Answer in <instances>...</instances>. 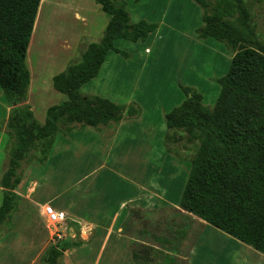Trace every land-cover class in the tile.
Returning <instances> with one entry per match:
<instances>
[{
	"label": "trees",
	"instance_id": "1",
	"mask_svg": "<svg viewBox=\"0 0 264 264\" xmlns=\"http://www.w3.org/2000/svg\"><path fill=\"white\" fill-rule=\"evenodd\" d=\"M194 1L204 9L199 37L223 42L234 55L227 73L218 79L219 95L212 108L203 105L200 93L184 88L186 99L167 114L169 129L184 130L197 143L178 206L264 254V46H246L250 32L229 20L235 9L247 20L243 0H215L211 12L206 0ZM39 2L0 0V89L10 107L6 128L16 140L5 146L8 165L0 178V224L18 206L20 160L43 146L38 158L43 162L59 123L68 132L76 124H116L125 110L129 116L137 113L134 106L83 96L79 90L98 74L109 51L126 54L114 47L115 40H143L156 28L145 20L130 23L124 0H95L108 15V23L98 42H89L78 61L52 77L53 88L66 99L50 106L40 124L26 103L29 71L25 64ZM78 245V241L51 245L41 261L63 264V251ZM149 256L148 247L132 253L135 261L174 264L173 258L163 256L157 263Z\"/></svg>",
	"mask_w": 264,
	"mask_h": 264
},
{
	"label": "rangeland",
	"instance_id": "2",
	"mask_svg": "<svg viewBox=\"0 0 264 264\" xmlns=\"http://www.w3.org/2000/svg\"><path fill=\"white\" fill-rule=\"evenodd\" d=\"M41 1L44 5L38 8L36 21L37 27L35 26L36 29L33 30L30 48L36 45L42 48V52L35 55L32 53L33 49L31 52L29 49V51H27L26 64L35 65L38 63L39 66L43 64L48 68L51 66V61L53 59V53L50 47L54 43L56 35L59 34L60 30L65 28V24L61 20H57L56 25L51 28L50 33L48 22L45 27L46 13L48 16L50 8L48 7L49 5H45L47 0ZM66 1L73 4L75 0ZM206 1L208 3V11H213L215 0ZM243 7L248 12V18L245 22L243 21L242 12L237 9L234 10L233 15L229 17V20L236 23V25H238L241 29H245L250 32V42L247 43L246 46L255 48L264 46V0H243ZM126 9L132 21L137 19H147L149 21H153L159 17L160 21L163 20L164 25L160 29V42L156 45L157 47L153 48L151 55L152 59L148 61L145 69L142 70L143 67L139 61L140 53L138 51L134 52L133 49V46L140 43L119 41L116 43L117 46L122 47L123 51H127L130 54L127 57L128 61H126L127 58L124 56L125 54L120 55L121 57H119L118 62H113L114 60L111 59L110 69L107 71V67L104 65L95 81L83 84L80 87L79 92L83 96H88L89 93H98V95L112 101H117L126 107L134 106L136 108L135 105L137 102L144 104L146 119L151 120L155 117V108L156 106H160L161 101L169 107L181 98L186 97L184 93L181 94L180 98L174 92H169L170 84L163 87L164 81H169L173 84V80L178 78L180 65L174 62L175 58L177 56L187 54L192 63L188 69L192 70L193 67H196L197 72H199L202 69H207L206 64L211 63L210 56L214 52L210 51V45L209 43H206V40H210V38H196L193 43L191 41L192 36H194L195 27H197L198 23L201 24V18L199 17L198 10H203L201 6L193 0H140L138 4H136L134 0H127ZM64 12L65 11L60 7H57L56 10H52L53 16L56 14L58 19L59 17L61 18L62 14H65ZM171 23L174 24L173 26L171 25V27H174V30H171L170 26L166 27V25H170ZM190 35L191 38H189ZM212 44L216 49L217 46H222L228 52H232V50L223 42L212 40ZM143 56H146L144 52ZM158 56H160V60ZM194 60L196 61L195 64H193ZM230 62L231 61H229L227 68H223V71L226 69L225 73H227L229 69ZM120 63L122 64L120 65ZM173 66H178L177 72L174 70ZM58 67L59 66H54L52 69ZM123 67H126L125 70H123ZM140 72L143 73L138 76ZM183 72L184 69L181 71V75H183ZM42 74L41 78L47 80H43L44 84L39 89L38 87L41 84L38 81V78H32L33 86L37 92L33 94L31 91L32 93L30 94L29 102H31L30 104L36 108V111H39L42 107L48 105L44 115V118H46L47 109L52 105H56V99H59L60 95H62L65 100L66 96L59 93V91L57 92L55 89H53V91L56 93H52L49 87L48 77H45L47 74ZM158 78H160L161 83L160 94L159 88L155 82ZM201 89L203 91L202 95L204 97V104L207 107L212 108L219 95V84L216 83V85H212L210 88ZM39 90H42V92L39 93ZM128 98H130L133 103L127 104L126 101ZM61 102L62 100H60L59 103ZM7 105L6 99L0 89V132L2 131L5 134L4 142L2 146L0 145V172H4L8 165L5 146L8 145V143L14 145L16 141L8 133L9 130L6 128L8 116H6L5 108ZM126 116L129 115L126 114L125 110L122 118ZM144 126L146 125L134 123L125 124V126L119 130V136L114 148L112 149L110 159L104 161V156H100L101 154L99 151L87 158V160H85V164H77L74 159L71 163L73 167L69 170L68 174L65 173V179L70 178L69 184H71L76 177L82 175L85 171L92 169V167L97 165L98 162L104 161L102 163L106 164V168L99 177L100 182L97 185L96 190L101 191L102 193L108 191L114 200L118 195L120 196L130 192L128 188L124 187V184L116 177L118 172L122 176L127 177L129 176V173H132L133 179H136L139 182L141 179L142 181H146L148 179H156V176L160 177L159 174H156L157 172L155 170L160 167V162L153 160V158L156 155H160L161 130L160 127H155L152 130L153 135H149L147 130H143ZM66 133L65 125L63 123H59L58 131L54 135L53 141H58V145L59 142L62 144L61 136L66 135ZM153 138L155 141L151 144L152 147L150 148L149 141ZM166 143V153L173 152L180 155L185 154V165L189 169L191 159L193 158L197 148L196 141L192 142L189 140L188 134L184 130L170 129L168 137L166 138ZM120 146H122V148ZM42 149L43 146L35 147L31 149L22 160H20L19 170L25 183H23V187L22 185L19 186L18 191L23 194L24 197H22L18 192L19 201L16 211L9 217H6L0 224V264H43L41 257L49 246L53 245L57 247L59 244H69L76 240L86 242L87 245L84 246L85 248L83 249L71 247L64 250L61 258L62 263L95 264L97 256L92 255L91 252L90 254L88 253L91 250L89 249V246H91L90 244L93 241L94 232L88 228H81L80 225L71 219L69 215H63L62 213L63 217L58 221L49 222L44 213V209L48 206V204L45 202L46 200L42 199L45 196L43 186H36L32 191L25 188L27 185L29 186V181L33 177L40 181V179H44L46 177L45 173L47 170L50 169L54 171L56 167H59L61 164V159L64 157L62 150L60 151L59 157L53 153L51 161L48 165H44V167H42L39 164L40 161H38V158L42 157ZM150 149L153 150L154 154L150 152ZM131 151L132 155H134L132 167L125 165L123 162H121L119 166L115 164V155L119 156L124 152L129 153ZM71 159L73 158L70 157L65 160L69 161ZM147 163H149V167L147 166ZM169 163L170 162L168 161L165 162V166H170ZM146 167H148L147 171H145ZM97 176H99V174ZM162 177L165 176L162 175ZM186 179L187 177L184 178L183 182L179 185L178 190L160 191L155 193H160V198H164L165 196L166 198L175 197L179 199L184 189ZM61 183L62 182L56 183V185L58 186ZM151 194H153V192H150V195ZM72 195L75 197V188H72V191L67 194V196ZM2 196L3 190L1 188L0 204ZM31 199H33V201H31ZM38 201H42L43 203L42 211L44 214L42 213V215H39L38 212ZM161 211L162 210H160V212ZM163 211L164 213L159 214L163 227L160 234L166 238H170L174 234L172 231L173 228L171 227L172 221L177 219L178 222H181L183 214H178L174 210L167 208ZM188 223L190 226L192 225L193 228H191V232L188 233L187 241L185 243H183V241L181 242L179 254H177L176 249L170 247L169 245L170 248H166L164 250L168 253L164 252L163 254L162 251L157 250L155 254H150V260L152 262L160 263L163 256H166L173 258L174 264H264V260L259 258L258 255H253L252 251H247V247H245V245H243L244 247H239V249H237L233 243V240L235 239L225 233H221V231L215 227L208 224V227L204 229L203 225H193L191 222ZM186 227L187 224L183 226L184 233ZM200 234L202 235V238L200 241H197V250L193 255L189 256L190 261L188 260L187 262H184L183 257L188 254L189 248L194 245L195 240L198 239ZM108 260V254H105L101 257V261L97 264H107ZM119 264L129 263H126L125 260H119ZM131 264L135 263L132 262Z\"/></svg>",
	"mask_w": 264,
	"mask_h": 264
},
{
	"label": "crops",
	"instance_id": "3",
	"mask_svg": "<svg viewBox=\"0 0 264 264\" xmlns=\"http://www.w3.org/2000/svg\"><path fill=\"white\" fill-rule=\"evenodd\" d=\"M124 1L127 6V0ZM134 1L136 4H138L140 0ZM47 3H49L50 12L48 16L46 13L45 26L48 22L50 33L51 28L56 25L57 20H61L65 24V28L63 30H60L59 34L56 35L55 41L50 47L53 53V59L51 61L50 67L47 68V66H44L43 64L39 66L38 63H36L35 65H27L25 56V64L29 71V84L26 92V103L28 104L31 103L29 102L30 94L32 92L33 94L37 92V90H35V87L33 86L32 78H38V81L41 84L38 87L39 89L44 84L43 80H47L41 78V76L43 75L42 73H46L47 75H45V77H48L49 87L52 93H56L53 91L54 88L52 85V77L55 74L62 72L70 63L78 61L89 42H98L108 23V15L101 10L100 5L96 3L95 0H75L73 4L68 3L66 0H47ZM57 7H60L65 11V14H62L61 18L59 17V19L56 14L53 16L52 13V10H56ZM198 11L199 17L201 18V24L198 23L197 27H195L194 36H192V38L191 35L189 36L192 43L195 42L196 38L205 39L199 37V31L204 26V23L202 21L204 9ZM36 18L37 13L35 20ZM129 19L130 23H135L139 20H145L156 25V28L151 31L145 39L136 41L140 44L133 46L134 52L138 51L140 53L139 61L142 64V70H144L148 61L152 59L151 55L153 48L157 47L156 45H158L160 42V29L161 27H163L164 22L163 20L160 21V17L153 21H149L147 19H137L132 21L129 15ZM171 25L173 26L174 24L171 23L170 25H166V27H171ZM33 29L27 47L28 51L31 46ZM171 30H174V27H171ZM210 40H206V43H209L210 51L214 53H212V55L210 56V65L206 64L207 69H202L199 72H197L196 67H193L192 70L188 69L192 64L190 57L187 54L177 56L174 62L180 65L179 75L177 73L178 78L173 80V84H171L169 81H164L163 87L168 86L167 84H170L169 92L172 91L181 98L182 93H184L187 97V94L184 92V88L196 91L197 93H200L202 95L203 91L201 88L206 89L210 88L212 85H216V83H218V79L226 74V69H224L223 71V68H227L229 61H231L234 55V52H228L222 46H217L216 49L212 44V40L214 39L210 38ZM119 41L129 40L117 39L114 41V47L119 51L125 52L123 51L122 47L117 46L116 43H118ZM32 49V53H34L35 55H38L42 52V48L36 45L31 48V51ZM143 52L146 54V56H143ZM125 53L126 54L124 56L127 58L130 54L127 51ZM120 55L123 54H120L119 52L113 50L109 51L100 67L99 72L101 71V68L104 67V65H106L108 71L111 64L110 60L113 59V62H118L119 57H121ZM158 58L160 60V56H158ZM126 61H128V58L126 59ZM195 63L196 61L194 60L193 64ZM121 64L122 63H120V65ZM54 66L59 67L52 69V67ZM173 67L177 72L178 66ZM125 68L123 67V70H125ZM183 69L184 72L183 75H181V71H183ZM99 72L88 82L90 83L91 81H95L96 77L99 75ZM142 73L143 72H140L138 76H140ZM155 82L157 87L159 88L160 94V78L155 80ZM41 92L42 90H39V93ZM88 96H97L100 98H104L98 95V93H89ZM186 97L181 98L169 107H167L166 104L161 101L160 106H156L155 108V117L151 120L146 119L144 104L137 102L135 105L137 113L135 115L122 118L119 123L110 126L100 125L99 127H93L89 125L74 126L70 131L66 133V135L61 136L62 144L59 142L58 145V141L56 142L55 140L49 153L47 154L46 159L43 162H39L42 167H44V165H48V163L51 161L53 153H55V155L59 157L60 151L62 150V152L64 153V157L63 159H61V164L59 165V167H56L54 171L50 169L47 170L45 173L46 177L44 179H40V181L37 178L33 177L29 181V186L27 185L25 187L32 191L34 187L42 185L45 192V196L42 199L46 200L45 202L49 206H51L55 212L62 213L63 215H69L71 219H73L78 225H80L81 228H88L91 229L92 232H94L93 241L90 244L91 246L88 245L89 249H91L88 253L90 254L91 252L92 255L97 256L95 264L99 263L101 261V257L105 254H108L109 257L107 264H119V260H125V262L129 264H131L132 262H134L135 264H149L147 261L144 262L142 259H140L139 261H135L132 258L133 251H139V249H141L142 247H148L149 254H155L157 250L162 251L164 254V252L168 253L164 251L166 248L173 247L174 249H176L177 254H179L181 242L183 241V243H185L187 241L188 233L191 232V228H193V226H190L188 222H191L193 225H203L204 229L208 227V223H206L204 220L182 210L178 206L180 198H166L165 196L164 198H160V193H155L160 191L178 190L179 185L183 182L184 178L188 177L189 174L190 167L188 169V167H186L185 165V154L180 155L173 152H165V144H167L166 138L168 137V133L170 132V129L167 127V114L174 107L179 106L186 99ZM130 98L127 99V104L133 103ZM60 100H64L62 95H60L59 99H56L55 104H59ZM110 101L115 104L122 105L117 101ZM202 103L204 106H206L204 104L203 95ZM30 106L32 108V113L35 119L40 124H43L45 121V110L48 105L42 107L39 111H36V108L33 105L30 104ZM5 109L6 116H8L10 107L7 105ZM127 123L146 125L143 127V130H147V133L149 135H153V128L160 127V155H156L153 158V160L160 162V167L155 169L157 172L156 174H159L160 177L156 176V179H148L146 181H142L141 179L139 182L136 179H133L132 173H129V176L127 177L122 176L118 172V175H116V177L121 181V183L124 184V187L128 188L130 192L122 194L120 196L118 195L116 199L113 200V197L110 196L108 191L102 193L101 191H97L96 188L100 182L99 177L106 168V164H103L102 162L110 159L112 155V149L114 148V145L117 142V138L119 136V130ZM4 139L5 134L1 131V146L4 142ZM154 141V138L150 139V148L152 147L151 144L154 143ZM120 147L122 148V146ZM167 150L169 151L168 148ZM53 151H56L57 153ZM98 151L101 154L100 156H104V161L98 162L97 165L92 167V169L85 171L82 175L76 177L73 183L69 184L70 178L65 179V173L68 174L69 170L73 167L71 165L72 161L75 159L77 164H85V160H87V158ZM150 152L154 154L152 149H150ZM70 157H72L73 159L69 161L65 160L66 158L68 159ZM114 158L115 164L118 166L121 162L130 167H132L133 165L134 155H132V151L129 153L124 152L119 156L115 155ZM167 161L170 162V166L168 167L165 166V162ZM147 166L149 167V163H147ZM148 167H146L145 171L148 170ZM2 173L3 172H0V178ZM98 174L99 176H97ZM162 175H164L165 177H162ZM60 182L62 183L57 186L56 183ZM23 183H25V181L21 176L20 183L15 189V192L17 194L19 192V186H24ZM72 188H75V197L73 195L67 196L68 192L72 191ZM150 192H153V194L150 195ZM21 196L24 197L23 194H21ZM31 201H33V199H31ZM37 203H39V215H42L43 203L42 201H38ZM165 208L172 209L178 214H183V222H178L177 219L172 221L171 227L173 228L172 231L174 232V234L170 238H166L162 236V234H160L163 227L160 221L159 214L164 213L163 210ZM160 210H162L163 212H160ZM185 224H187V227L184 233L183 226ZM218 230L221 231V233H225L220 229ZM201 238L202 235L200 234L198 239L195 240L194 245L189 248L188 254L183 257L184 262H187L190 259L189 256L195 253L198 246L197 241H200ZM232 238L235 239L233 240V243L237 249H239V247H244L243 245H245V247H247V251H252L253 255H258L259 258L264 260V254L262 252L254 249L250 245L239 241L234 237ZM76 241L79 242V245L76 247L78 249H83L85 248L84 246L87 245L86 242L80 240ZM148 259H150V256L148 257Z\"/></svg>",
	"mask_w": 264,
	"mask_h": 264
},
{
	"label": "built area",
	"instance_id": "4",
	"mask_svg": "<svg viewBox=\"0 0 264 264\" xmlns=\"http://www.w3.org/2000/svg\"><path fill=\"white\" fill-rule=\"evenodd\" d=\"M44 213L47 216L49 222H56L63 217L61 213L55 212L54 209L49 205L45 207Z\"/></svg>",
	"mask_w": 264,
	"mask_h": 264
},
{
	"label": "bare ground",
	"instance_id": "5",
	"mask_svg": "<svg viewBox=\"0 0 264 264\" xmlns=\"http://www.w3.org/2000/svg\"><path fill=\"white\" fill-rule=\"evenodd\" d=\"M42 5H44V4H42V1L40 2V5H39V8L42 6ZM45 5H49V3H45ZM49 7V6H48ZM41 15V14H40ZM44 16V15H43ZM36 21H37V18H36V20H35V25H34V30L36 29V27H37V24H36ZM36 26V27H35ZM46 27V26H45ZM42 29H44V28H42ZM37 32V31H36ZM43 32V31H42ZM34 36H35V33H34ZM40 40V39H39ZM34 41V40H33ZM40 42V41H39ZM34 44V43H33ZM32 44V45H33ZM35 46V45H34ZM30 52H31V48H30ZM29 52V53H30ZM27 56V55H26ZM32 56V55H31ZM27 59V58H26ZM34 61V60H33ZM33 65V64H32Z\"/></svg>",
	"mask_w": 264,
	"mask_h": 264
}]
</instances>
